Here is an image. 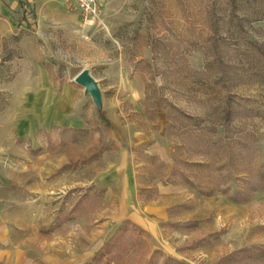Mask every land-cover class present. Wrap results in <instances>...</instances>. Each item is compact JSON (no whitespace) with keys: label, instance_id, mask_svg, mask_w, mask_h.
<instances>
[{"label":"rangeland","instance_id":"1","mask_svg":"<svg viewBox=\"0 0 264 264\" xmlns=\"http://www.w3.org/2000/svg\"><path fill=\"white\" fill-rule=\"evenodd\" d=\"M231 2L0 0V264H264V22Z\"/></svg>","mask_w":264,"mask_h":264},{"label":"trees","instance_id":"2","mask_svg":"<svg viewBox=\"0 0 264 264\" xmlns=\"http://www.w3.org/2000/svg\"><path fill=\"white\" fill-rule=\"evenodd\" d=\"M256 0H232L231 3L228 4V7H232L233 12H237L238 10H244L246 12V16L244 19H240L238 16H234L235 24H233V28L236 32L240 31L246 26H250L252 22L263 21L264 22V0H261L258 6H254ZM19 13L17 19V26L22 27L25 25L29 26V21L35 19L34 14H30L27 12L24 4L19 1ZM241 5V6H240ZM29 14V15H28ZM233 22V20H232ZM245 51L243 52V56L245 59L249 56L250 65L246 70V78L243 79L240 83H264V42H254L249 41L246 43ZM249 63V62H248ZM149 162L154 164L156 162L155 157H149ZM162 166L163 164L160 163ZM250 192H264V166L256 175L255 181L251 183ZM246 197L243 196L242 191H236L234 197L231 198V201L234 203H241L246 201Z\"/></svg>","mask_w":264,"mask_h":264},{"label":"built area","instance_id":"3","mask_svg":"<svg viewBox=\"0 0 264 264\" xmlns=\"http://www.w3.org/2000/svg\"><path fill=\"white\" fill-rule=\"evenodd\" d=\"M66 10L78 13L85 24H93L100 13L101 0H63Z\"/></svg>","mask_w":264,"mask_h":264},{"label":"water","instance_id":"4","mask_svg":"<svg viewBox=\"0 0 264 264\" xmlns=\"http://www.w3.org/2000/svg\"><path fill=\"white\" fill-rule=\"evenodd\" d=\"M76 83L80 86H83L86 89V92L93 95L94 97L97 96V87L95 82L89 75L86 73L81 74L77 79Z\"/></svg>","mask_w":264,"mask_h":264},{"label":"crops","instance_id":"5","mask_svg":"<svg viewBox=\"0 0 264 264\" xmlns=\"http://www.w3.org/2000/svg\"><path fill=\"white\" fill-rule=\"evenodd\" d=\"M72 128H75L76 129L77 127H76V125H73ZM130 144H134L135 145V144H138V143L135 142V139H132V142ZM127 156H126V158H127ZM127 159H125V162L127 161Z\"/></svg>","mask_w":264,"mask_h":264}]
</instances>
